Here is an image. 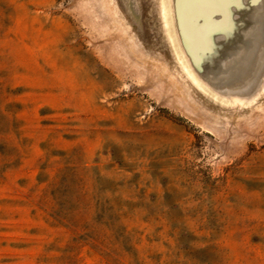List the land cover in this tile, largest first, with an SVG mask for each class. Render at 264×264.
I'll use <instances>...</instances> for the list:
<instances>
[{
	"label": "rangeland",
	"instance_id": "1",
	"mask_svg": "<svg viewBox=\"0 0 264 264\" xmlns=\"http://www.w3.org/2000/svg\"><path fill=\"white\" fill-rule=\"evenodd\" d=\"M199 1L0 0V264H264V0L204 78Z\"/></svg>",
	"mask_w": 264,
	"mask_h": 264
},
{
	"label": "bare ground",
	"instance_id": "2",
	"mask_svg": "<svg viewBox=\"0 0 264 264\" xmlns=\"http://www.w3.org/2000/svg\"><path fill=\"white\" fill-rule=\"evenodd\" d=\"M181 1L183 2V0H181ZM233 2H235V1L234 0H214L213 3H212L211 0H200L197 3H194L193 9L191 8V3H187L190 6V8L188 9V8L185 7L186 11L183 9V11L186 12L187 16H184V17L180 18V12L181 11H179V21H180V24H181V32H182L183 39L185 41V45H186L187 49L189 50L190 54L192 55L194 63H195V66H196L197 70L199 71V73L201 74L202 77L206 76L204 74L207 73L208 70L204 68V65H203L204 62L201 59V57H199V52H198V49H197V39L194 37V33L196 31L200 30V29L202 30V27L198 26L196 23H206V21L211 20L215 16L223 14L224 16L227 17L228 21L231 24V27H233L232 28V31H233V34H234V35L232 34L233 38L237 39L238 43L241 44V40H244V39H241V31L245 32V30L246 31L249 30L250 24L245 23V21H247L248 17H250L253 7L252 8L250 6L245 7L244 4L241 3L240 1H238V3L235 4V6L239 10V12H241V14H240L241 15V20L246 18L245 21L242 20L237 25V24H234V22L231 21V12H230L231 8L230 7H231V4ZM179 3H180V0H179ZM181 7L182 6H180V8L178 7L179 9H177V10H181ZM206 25L212 26V27L215 26V24H213L210 21H208ZM235 25H237V26H235ZM256 31H258V30H256ZM260 32L261 31L259 30L255 37L251 36L249 38H253L254 41L257 40L258 42H261L262 41V37L260 36ZM251 35H253V34H251ZM251 41H252V39H251ZM257 41H255V43H253V44L256 45ZM206 42H208L210 44L211 43L213 44L212 35L210 36V38L206 37ZM240 48H241V46L238 48V51L241 50ZM252 48H253V46H252ZM248 51H250L249 48H248ZM236 56H237V59H238V64L241 67V61H239V60H241L240 59L241 54L240 55L236 54ZM188 57H190V56H188ZM190 64H191V61H190ZM205 79L208 80V82L211 84L210 77L207 76V77H205ZM206 84H208V83H206ZM199 88H200V86H199ZM200 89L202 90V88H200Z\"/></svg>",
	"mask_w": 264,
	"mask_h": 264
}]
</instances>
